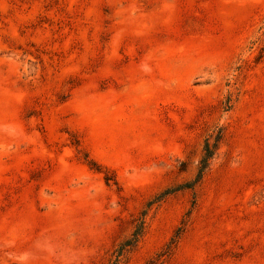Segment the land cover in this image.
<instances>
[{"label":"rangeland","instance_id":"rangeland-1","mask_svg":"<svg viewBox=\"0 0 264 264\" xmlns=\"http://www.w3.org/2000/svg\"><path fill=\"white\" fill-rule=\"evenodd\" d=\"M0 264H264V0H0Z\"/></svg>","mask_w":264,"mask_h":264},{"label":"trees","instance_id":"trees-1","mask_svg":"<svg viewBox=\"0 0 264 264\" xmlns=\"http://www.w3.org/2000/svg\"><path fill=\"white\" fill-rule=\"evenodd\" d=\"M212 155H213V149L210 146L209 142H207L206 146H205V153H204V156L201 160V167H200L198 178L201 177V175H202L204 169L207 167L209 159L212 157Z\"/></svg>","mask_w":264,"mask_h":264}]
</instances>
